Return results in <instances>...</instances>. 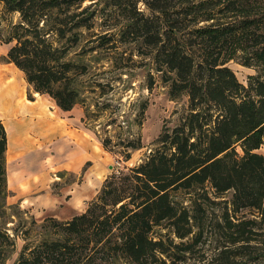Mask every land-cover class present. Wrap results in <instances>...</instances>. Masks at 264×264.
<instances>
[{
    "label": "trees",
    "instance_id": "obj_1",
    "mask_svg": "<svg viewBox=\"0 0 264 264\" xmlns=\"http://www.w3.org/2000/svg\"><path fill=\"white\" fill-rule=\"evenodd\" d=\"M2 1L19 16L4 27L0 18V42L8 44L0 59L21 69L33 90L62 110L82 103V120L93 126L103 112L90 108L85 95L103 96L109 83L92 77L90 63L109 59L99 51L118 39L151 56L169 97L187 96V111L162 127L138 163L107 176L83 211L38 221L17 209L13 233L0 223V264L18 232L23 244L12 264H177L206 243L213 248L199 257L202 264H264V153L256 150L264 145V0ZM103 16H121V23L85 37L81 47L98 44L74 50ZM230 59L258 73L245 85ZM146 107L142 100L138 123ZM117 126L119 132L100 140L107 150L119 145L128 159L142 146L141 135ZM6 147L0 119V219L10 206ZM207 184L215 197L232 191L218 200V214L209 211L216 200Z\"/></svg>",
    "mask_w": 264,
    "mask_h": 264
},
{
    "label": "rangeland",
    "instance_id": "obj_2",
    "mask_svg": "<svg viewBox=\"0 0 264 264\" xmlns=\"http://www.w3.org/2000/svg\"><path fill=\"white\" fill-rule=\"evenodd\" d=\"M142 8L143 4L138 3ZM17 11L6 10L3 6V1L0 0V18L2 26H6L8 21H16L18 19ZM121 16H103L95 20L94 26L90 30H85L84 36L80 42L74 46V50H87L89 45L98 44V39L90 41L89 44L81 47L85 37L91 40L101 32L111 31L114 25L120 24ZM115 44V45H111ZM8 49L4 43L0 42V49ZM96 48H99L96 46ZM94 49L93 51H95ZM75 55V53H72ZM99 54L109 59H102L97 63H90L92 77L98 81L109 83L106 88L109 91L103 96L95 97L94 93H88L86 99L90 101V108L95 111L103 112L95 121L93 126L88 125V122L82 120L84 115V105L76 103L69 111H62L61 108L55 105V101L46 93H40L42 99L49 106L47 112L48 118L44 121L43 132L40 134L39 146L41 148V158L39 159V178H24L25 190L19 188L9 189L6 196L7 213L0 219L1 225L7 227L12 232V227L18 224V217L14 215L17 209L26 210L22 215L28 220L33 215L38 221L45 216H55L59 219H67L72 215L67 212L66 202L71 199L74 188L80 186L83 196L74 199V212L83 211L87 203L98 193L103 180L125 166H131L138 163L147 154L150 147L154 145L153 140L159 134L162 127L173 126L179 121L181 114L187 111V96L181 95L173 99L167 93V83L160 77V73L154 69L151 56L142 52L140 46L134 41L121 43L118 39L110 40L105 51L100 50ZM227 64L235 72L237 78L247 84L250 74L258 73V68L242 64L237 59H230ZM120 65V66H119ZM13 63L0 60V67H13ZM91 72V73H92ZM21 76H19L20 79ZM14 76L9 75L8 78L0 80V86L6 85L13 80ZM1 79V78H0ZM152 82V87L148 89L147 85ZM98 88V87H97ZM23 95L20 100H26L28 94L37 96L33 92L31 86L25 82L21 88ZM87 94V93H86ZM93 96V97H91ZM94 100H98L94 102ZM147 100V107L144 110L141 123L137 121V113L140 109V102ZM106 103V107L101 106ZM98 105L102 109L98 108ZM81 113L80 119L73 122L74 118ZM112 118H116L115 122H111ZM117 123L123 124L121 132H139L141 135L142 146L131 151V156L128 159H123L122 154L118 152L119 145H114L113 150H107L103 147L100 138L105 134L114 136L119 132ZM96 131V132H95ZM69 149H79L81 152L80 166L73 168L70 164L67 151ZM239 153L242 150L238 147ZM115 150V151H114ZM258 152L264 153V145L256 149ZM6 166V165H5ZM85 170L82 172V167ZM92 175L91 181L88 179V174ZM7 174V170H6ZM31 187V188H29ZM212 198L216 200L209 211L211 214H218L223 202L218 200H227L231 197L232 191H226L223 196L215 197L213 188L207 184L205 187ZM46 192L48 197L57 199L55 204L46 203L40 206H24L21 204V199L24 196L36 195ZM178 195H185L180 192ZM73 199L70 200L72 202ZM14 203L18 206L13 207ZM246 212V210H245ZM13 213V214H12ZM54 214V215H53ZM56 214V215H55ZM58 215V216H57ZM71 215V216H68ZM29 216V217H28ZM67 216V217H65ZM64 217V218H62ZM23 244V238L18 232L14 236V246L6 260V264H12L16 259L19 250ZM213 244H205L204 247L198 246L192 251L190 257L184 262L177 264H202L199 257L204 254H209ZM168 263V262H167Z\"/></svg>",
    "mask_w": 264,
    "mask_h": 264
},
{
    "label": "crops",
    "instance_id": "obj_3",
    "mask_svg": "<svg viewBox=\"0 0 264 264\" xmlns=\"http://www.w3.org/2000/svg\"><path fill=\"white\" fill-rule=\"evenodd\" d=\"M4 45L8 47V44L4 43ZM6 51L7 49L5 47L0 49V56L6 54ZM1 68L2 67H0V69ZM10 74L11 72L2 71L0 80L8 78ZM19 76H21L20 79ZM25 82L27 81L24 78L23 71L21 69H18L17 76L13 78V80L9 81L4 86H0V119L3 122L7 132L5 165L7 166L8 159L14 158L13 163H15L16 166H20L17 168L14 178H16L18 173H21L23 174L22 178L32 179L39 178L38 176L40 175L39 173H37V171L40 172L38 168L40 165L39 159L41 158V148L39 146L40 134L43 132L44 121L48 118L47 112L49 110V106L42 99L41 94L37 91H34L31 84H29L28 82L27 83L31 86L33 92L38 94L37 96L32 95V98L27 97L26 100H20L21 96L23 95V91L21 90V88L24 86ZM11 85H15V92L13 97H8L4 93H7V89ZM80 115L81 113L78 114L77 118H74L73 122H76L77 119H80ZM67 155L70 161V164H68L69 167L76 168L80 166V160L82 158L79 149H69L67 151ZM24 164H27V166L24 167ZM21 166H23V168ZM6 176L8 178V184L11 189L20 188L21 191H23L22 188L18 185L19 182L17 183L14 179H11L8 173L6 174ZM91 178L92 175L90 173L88 174L89 181H91ZM23 181L24 179L21 180V182ZM83 195L84 194L81 191L79 185L78 187L74 188L73 195L71 196V199H73V201L70 202L71 199H69L68 202H66L68 204L65 205L68 207L66 208V210L67 212L69 211V214L73 215L78 212H74V199L80 198ZM56 198L57 199L48 197V194L46 192H42L36 195L24 196L21 199V204L24 206H40L45 205L46 203H50V201H52L51 203L55 204L56 200L59 199L58 196Z\"/></svg>",
    "mask_w": 264,
    "mask_h": 264
},
{
    "label": "bare ground",
    "instance_id": "obj_4",
    "mask_svg": "<svg viewBox=\"0 0 264 264\" xmlns=\"http://www.w3.org/2000/svg\"><path fill=\"white\" fill-rule=\"evenodd\" d=\"M14 65V64H13ZM19 68L18 67H16L15 65L13 66V67H2L1 69H0V77H1V72L2 71H8V72H11V74L14 76V78L17 76V70H18ZM14 92H15V85H11L10 87H8V89H7V93H4L6 96H8V97H13L14 96ZM56 105V104H55ZM57 106V105H56ZM58 107V106H57ZM13 161H14V158H10V159H8V161H7V166H6V170H7V173L10 175V178L11 179H14L17 183L19 182V186L22 188V190H25L26 188H25V184H24V181L23 182H21V180L22 179H24V178H22V176H23V174H21V173H18L17 174V176H16V178H14V176H15V173H16V170H17V168L18 167H20V166H16V164L15 163H13ZM22 162H24V161H22ZM20 164H22V163H20ZM27 166V164H24V167H26ZM22 168H23V166H21Z\"/></svg>",
    "mask_w": 264,
    "mask_h": 264
}]
</instances>
